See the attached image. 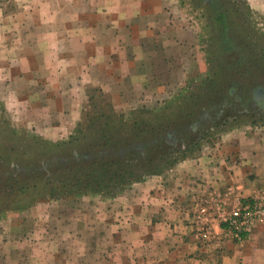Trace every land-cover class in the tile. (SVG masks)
I'll list each match as a JSON object with an SVG mask.
<instances>
[{
    "label": "rangeland",
    "instance_id": "rangeland-1",
    "mask_svg": "<svg viewBox=\"0 0 264 264\" xmlns=\"http://www.w3.org/2000/svg\"><path fill=\"white\" fill-rule=\"evenodd\" d=\"M211 1L0 0V180L23 172L20 168L55 176L53 162L66 163L74 154L79 156L76 161L86 155L95 160L103 152L110 161L125 154L136 164L131 172L143 181L152 172L170 170L185 155L184 147L214 138L226 122L264 123V99L255 103L240 88L224 99L201 103L207 62L201 80L150 106L139 105L136 92L119 90L120 83L109 79L104 49L116 39L147 40V27L168 23L179 29L194 27L205 55L218 46ZM219 5L231 7L241 38L264 55V0H221ZM256 78L246 77L241 83L249 86L264 80L261 75ZM258 89L264 90V84L253 87L252 97ZM193 109L195 117L181 119V111L188 115ZM168 117L173 125L156 137L126 147L111 144L131 130ZM193 143L195 151L198 144ZM146 150L150 159L139 161L136 156ZM120 167V174L128 169ZM115 169L110 166L109 171ZM21 182L24 193L11 195L8 202L0 196V264H102V240L74 242L66 237L74 227L61 224L81 219V231L88 235L87 225L97 226L92 222H99L96 212L101 210L93 213L84 201L99 202L101 208V203L118 201L119 194L136 182L118 188L111 183L98 191L94 186L87 195L58 180ZM47 234L52 236L46 239ZM92 250L98 252L90 255Z\"/></svg>",
    "mask_w": 264,
    "mask_h": 264
},
{
    "label": "crops",
    "instance_id": "crops-1",
    "mask_svg": "<svg viewBox=\"0 0 264 264\" xmlns=\"http://www.w3.org/2000/svg\"><path fill=\"white\" fill-rule=\"evenodd\" d=\"M144 33L143 42L116 39L103 52L109 79L120 83L119 90L136 92L139 105L150 106L204 77L206 55L194 27L168 23ZM231 123L214 138L198 139L195 151L191 142L174 167L130 185L118 201L101 208L99 202L84 201L93 213L101 210L99 222L87 225L86 236L83 220L62 222L74 227L66 237L102 240V264H264V220L243 242L221 225L240 198H264V123ZM201 208L208 210L207 226L198 219Z\"/></svg>",
    "mask_w": 264,
    "mask_h": 264
},
{
    "label": "trees",
    "instance_id": "trees-1",
    "mask_svg": "<svg viewBox=\"0 0 264 264\" xmlns=\"http://www.w3.org/2000/svg\"><path fill=\"white\" fill-rule=\"evenodd\" d=\"M220 2L221 0L211 1L213 4L212 9L215 11L214 15H211L213 17V39L218 46L209 49L206 53L208 72L201 82V87L206 89L201 103L204 100L207 104L213 102L216 98L222 97L224 99L228 97L233 88H240L244 93V97L250 98L252 97L251 93L253 91L251 90L253 87L255 88L264 84V80L257 83L255 80L249 86L241 83V80L246 77L251 76L253 79H257L256 75L257 77L258 75L264 77V55L254 44H251L252 42H246V40L241 38V32L231 20V7L220 6ZM245 37L247 38V36ZM195 110L193 109L188 115H184L181 111L179 115L182 120H186L196 116L197 111ZM171 125L173 123H170V118L168 117L162 123L146 124L133 131L131 130L125 137L119 138L118 142L112 140L111 144L114 147H126L133 141H140L147 137H156L171 127ZM106 145L103 144V146ZM132 145L134 144L132 143ZM149 152L146 150L144 155L139 154L136 158L141 162H146V159L150 156ZM123 155L125 156V154ZM124 156H120L119 153L115 157L116 160L113 161L100 154V157L95 160H91L93 157L90 159L83 158L80 161L74 159L73 161L67 160L66 163L58 162L57 165L53 162L54 167L51 170L56 174L55 176H53L54 174L47 176L43 170L39 172L34 170L33 172L12 173V175L0 180V196L8 202L11 195L18 192L24 193V187L22 186L24 182L21 181L37 178H44L48 183L58 180L63 185H69L71 187L69 188L70 190H76L84 195L90 193L94 186L97 187L95 191H98L106 188L111 183L118 188L122 183L125 186L132 182H140V179L136 178L135 174L130 170L136 164ZM123 165L128 169L124 170L123 174H120L117 172L119 171L118 167ZM110 166H115L116 171H109ZM57 174H59V179L57 178ZM151 174L160 173L152 172ZM127 180L129 181L126 183ZM76 186L79 188H74ZM7 202H5V205H8Z\"/></svg>",
    "mask_w": 264,
    "mask_h": 264
},
{
    "label": "built area",
    "instance_id": "built-area-1",
    "mask_svg": "<svg viewBox=\"0 0 264 264\" xmlns=\"http://www.w3.org/2000/svg\"><path fill=\"white\" fill-rule=\"evenodd\" d=\"M216 207H220V204H216ZM207 213L206 208L199 210L198 219L204 226L209 224ZM261 220H264V198H240L232 209L224 213L221 225L234 241L243 242Z\"/></svg>",
    "mask_w": 264,
    "mask_h": 264
},
{
    "label": "water",
    "instance_id": "water-1",
    "mask_svg": "<svg viewBox=\"0 0 264 264\" xmlns=\"http://www.w3.org/2000/svg\"><path fill=\"white\" fill-rule=\"evenodd\" d=\"M264 91L263 89H258L256 92H255V101H258L260 98H261V92ZM123 152V151H121ZM100 154H103V152H101ZM84 158H87V159H90L92 158L91 155H86ZM74 159H79V156L78 154H74V156L71 158V160H74ZM63 162H65L67 159L65 157H62L61 159ZM46 166H43V169H45ZM18 171H24L23 168H20V169H17Z\"/></svg>",
    "mask_w": 264,
    "mask_h": 264
},
{
    "label": "flooded vegetation",
    "instance_id": "flooded-vegetation-1",
    "mask_svg": "<svg viewBox=\"0 0 264 264\" xmlns=\"http://www.w3.org/2000/svg\"><path fill=\"white\" fill-rule=\"evenodd\" d=\"M254 94H255V92H254ZM243 98H244L243 96H241V98H239L241 102H244L245 98L244 99ZM263 99H264V91L261 92V98L258 101H255V95H253V97H251V101L253 100V101H255V103H258V102L262 101ZM173 144H174V142H173Z\"/></svg>",
    "mask_w": 264,
    "mask_h": 264
}]
</instances>
